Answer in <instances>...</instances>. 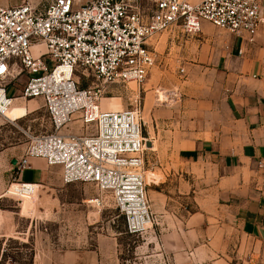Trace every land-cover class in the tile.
Masks as SVG:
<instances>
[{"label": "built area", "instance_id": "obj_1", "mask_svg": "<svg viewBox=\"0 0 264 264\" xmlns=\"http://www.w3.org/2000/svg\"><path fill=\"white\" fill-rule=\"evenodd\" d=\"M146 1L151 3L146 12L143 0L0 5V113L17 97L39 98L53 127L33 137L17 159L8 193L37 194L38 184L19 176L29 158H42L48 166L61 167L63 183H92L107 193L124 218L126 233L136 235L152 225L143 167L149 139L140 102L102 109L104 93L111 85L144 81L156 62L150 41L159 33L177 30L193 37L209 23L247 45L255 42L264 18L261 0ZM22 72L28 79L20 94L8 95L11 79ZM82 75L92 76V84L80 86ZM74 119L86 132L62 131Z\"/></svg>", "mask_w": 264, "mask_h": 264}, {"label": "rangeland", "instance_id": "obj_2", "mask_svg": "<svg viewBox=\"0 0 264 264\" xmlns=\"http://www.w3.org/2000/svg\"><path fill=\"white\" fill-rule=\"evenodd\" d=\"M141 6L146 12L151 3L143 0ZM261 16L264 18V0ZM231 37L209 23L193 37L177 30L159 33L150 41L156 62L144 81L138 85H111L101 99L102 109L112 102L119 103V109L132 108L140 102L144 136L153 142L145 151L144 174L149 182L147 194L154 222L136 235L126 233L124 218L107 193L92 183H63L60 166L46 164L45 177L36 181L39 185L34 197L7 192L13 182L11 175H15L12 159L24 155L33 137L53 131L41 99L15 98L9 111L0 113V264H67L63 256L96 242L116 248L118 264H173L164 254L162 237L182 230V223L174 218L159 221L158 217L187 214L196 207L186 200L169 199L173 185L164 176L185 171L178 157L179 139L190 135V130L205 131L209 121L205 98L225 71L226 46ZM256 38L264 48V23ZM27 79L25 72L15 76L8 86V95H19ZM78 80L80 86L87 87L93 78L82 75ZM62 131L86 132L78 119ZM35 174L26 168L22 180H34ZM184 175L188 174L181 178ZM203 186L206 184L202 183L201 190L205 189ZM215 213L206 225L212 226L211 232L223 252L219 254L227 264H264V246L242 234L230 212L224 219Z\"/></svg>", "mask_w": 264, "mask_h": 264}, {"label": "crops", "instance_id": "obj_3", "mask_svg": "<svg viewBox=\"0 0 264 264\" xmlns=\"http://www.w3.org/2000/svg\"><path fill=\"white\" fill-rule=\"evenodd\" d=\"M21 1L0 0V5ZM30 1L37 4L52 0ZM255 41L246 45L237 37L230 38L225 71L218 78L217 88H209L205 98L209 120L205 131L190 130V135L179 139L178 157L185 171L164 176L173 185L169 199L186 200L196 207L187 214L158 217L159 221L174 218L182 223V230L162 237L164 254L173 264H227L219 254L221 247L211 232L212 226L206 225L213 211L223 219L230 212L241 226V233L264 246V48L259 39ZM28 161L27 168L36 173L35 179L22 180V171L20 180H42L46 174L45 160ZM182 174L188 175L181 178ZM163 182L161 179L160 183ZM202 183L206 184L203 190ZM221 225L224 230V220ZM62 260L67 264H118L119 253L112 246L96 242L73 250Z\"/></svg>", "mask_w": 264, "mask_h": 264}, {"label": "bare ground", "instance_id": "obj_4", "mask_svg": "<svg viewBox=\"0 0 264 264\" xmlns=\"http://www.w3.org/2000/svg\"><path fill=\"white\" fill-rule=\"evenodd\" d=\"M34 48H36V47H34ZM34 48H33V49H34ZM133 83H134V82H133ZM134 84H135V83H134ZM159 99H160V98H159ZM112 101H113V100H112ZM112 103H113V102H112ZM112 103H110V106H109V105H108V107L106 106L107 109H115V110L119 109V107H120V106L118 105L119 103H117V104H116V103L112 104ZM11 106H12V105H11ZM10 108H11V107H10ZM10 108H9V109H10ZM9 109L5 112V114L9 111ZM31 158H36V157H31ZM143 167H144V165H143Z\"/></svg>", "mask_w": 264, "mask_h": 264}, {"label": "water", "instance_id": "obj_5", "mask_svg": "<svg viewBox=\"0 0 264 264\" xmlns=\"http://www.w3.org/2000/svg\"><path fill=\"white\" fill-rule=\"evenodd\" d=\"M146 145H147V147H151V141L148 140V141L146 142ZM15 162H16V160L13 159V160H12V163H15Z\"/></svg>", "mask_w": 264, "mask_h": 264}]
</instances>
